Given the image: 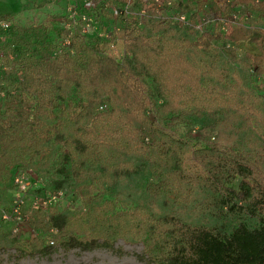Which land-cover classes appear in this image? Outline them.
<instances>
[{"label": "trees", "instance_id": "obj_1", "mask_svg": "<svg viewBox=\"0 0 264 264\" xmlns=\"http://www.w3.org/2000/svg\"><path fill=\"white\" fill-rule=\"evenodd\" d=\"M235 2L253 24L225 32L204 28L185 38L174 32V23L148 27L136 16L105 17L106 0L91 9L84 0L75 3L79 15L97 23L99 31L90 36L67 16L27 23L0 16L11 23L7 30L0 27V188L18 191L15 175L29 172L30 191L40 182L36 169L43 162L57 178L54 185L61 187L65 179L78 184L72 216L51 217L63 197L45 209L32 207L52 221L41 240L83 249L115 245L145 215L139 206L127 209L108 199L109 185L99 182L152 165L145 191L155 199L174 198L185 181L217 180L229 201L247 204L234 205L236 210L260 217L259 227L239 223L224 235L168 216L144 240L155 264H264V132L257 108L247 96L236 99L242 86L221 64L227 57L244 67L252 83L251 89L245 86L247 95L252 88L264 91V0ZM102 31L109 38L100 37ZM238 114L244 124L235 126ZM197 128L215 136L196 145L191 137L180 138ZM129 154L149 156V162L118 166L120 155ZM83 175L91 179L82 181ZM22 213L20 225L2 219L19 229L15 236L28 218L25 205ZM29 246L25 253H32Z\"/></svg>", "mask_w": 264, "mask_h": 264}, {"label": "rangeland", "instance_id": "obj_2", "mask_svg": "<svg viewBox=\"0 0 264 264\" xmlns=\"http://www.w3.org/2000/svg\"><path fill=\"white\" fill-rule=\"evenodd\" d=\"M181 1H184V5L178 4ZM75 3L76 1L72 0H58L57 2L50 0H21L20 3L14 5L12 9L13 13L9 15L14 16L22 23H27L32 19H43L49 14L67 16L72 19ZM178 3L175 5L173 13L169 11L166 13L167 16L187 11L186 6H189L193 10L195 6L190 5L188 0H179ZM123 4H127V2L123 0ZM215 11L216 9L213 14H215ZM130 12L132 13L131 18L133 15L137 16L142 12H146L149 18L144 20L143 25H148V27L164 21L167 25L171 26L172 24V21L169 19L161 20L158 18L155 15L153 5L148 6V3L144 0H136L130 8ZM76 14L78 17L79 12L76 11ZM202 14L206 15V11L202 10ZM213 16L210 15V17ZM105 17H111V9L105 11ZM199 19L201 18L194 14L190 19L189 27H180V25L176 29L171 27L178 36L188 33L190 37H195ZM251 20L249 19V21L244 22L248 23V25L253 24ZM238 28H241V26L234 29ZM183 38H185L184 35ZM119 49L122 50L121 45ZM221 64L229 71V76L239 81V84L242 86L238 89L241 91H236L237 94L234 93L236 99L247 96L249 103H252L255 109L257 108L256 112L259 114V117L256 121L260 126L259 131L263 133L264 91L259 92L258 89L254 90L252 88V90H249L250 94L247 95L248 91L246 92L245 86L251 89L252 83H248L245 77L246 73L243 71L244 67L227 57L223 58ZM240 116L238 114L232 119V123L235 126L236 124H244V120L240 119ZM212 133L209 130L197 128L194 132H190V134H186L183 131L179 136L182 139L184 136L193 138L192 142L196 145L199 141L207 144L208 140L212 136H215ZM111 137L119 139L117 134ZM146 143L151 144V139L146 140ZM119 161L120 164H117L118 166H121L122 162L128 163L129 161L135 166H141V164L149 162V156L147 157L144 154L120 155ZM151 166L147 165L146 170L140 171L137 174L122 175L118 179L111 178L115 181V185H112L114 181L109 180L108 177L104 181L99 182V184L107 183L109 185L106 186L108 199L115 201L118 206L127 209L139 206L145 217L140 219L139 224L135 223L126 227L123 236L112 247L100 244L89 249H83L76 244L65 247L56 242L54 245H51V243L48 245V238L41 240L44 236L46 238L53 229L52 221L47 218L44 212H31L33 201L36 199H46L57 192H63L64 196L57 203L56 207L53 208V211H51V217L53 214L59 216L62 214L68 218L75 212L73 201L74 192L78 184L72 179H65L61 187L54 185L53 181L57 178L52 176L53 171H49L50 169L46 163H39V167L36 170L41 179H39V184L34 186L25 196V212L28 218L25 224L22 225L19 236H15L13 233L14 225L4 222L2 215H0V264H155L154 257L147 252L144 240H146L147 233L152 226L156 228V225H160L162 219L168 216H174V218H178L181 223L186 225L208 228L224 235L231 233L233 228L239 223H244L250 229L259 227L260 217L247 213L248 210L246 208L243 212L236 210L235 208L238 207L234 208V205L240 207L244 202L239 198H233L232 201H229L231 196L228 190H224L217 180L210 181L205 179L188 183L185 181L181 185L182 191L173 192L172 196L174 198L164 197L155 199L149 196L145 191V186L151 177L149 171ZM59 179L61 180L62 177H59ZM90 179L89 175H83L81 178L82 181ZM17 195L18 191L12 185L0 188V212L4 210L9 211ZM244 205L246 206L247 204ZM231 208H234V210L232 211ZM139 228L142 229L141 233L138 232ZM27 246H29V250L32 249V253L24 252Z\"/></svg>", "mask_w": 264, "mask_h": 264}, {"label": "built area", "instance_id": "obj_3", "mask_svg": "<svg viewBox=\"0 0 264 264\" xmlns=\"http://www.w3.org/2000/svg\"><path fill=\"white\" fill-rule=\"evenodd\" d=\"M52 2H57L58 0H50ZM77 1V0H72ZM101 0H84L85 7L91 9L95 4L99 3ZM107 7L106 10L111 9V17H120L126 16L131 18L132 13L130 8L134 5L136 0H125L127 4H123V0H106ZM148 3V6L154 8L155 15L161 20H171L172 23L177 24L178 26H185L186 28L190 26V19L188 18L186 11H182L181 14H172L167 16L166 13L169 11L173 13L175 5L179 0H144ZM190 5H195L194 9L188 10L194 13L196 16H199V21L197 23L198 32H203L204 28L216 29L222 32L227 31L230 28L235 27H245L248 26V23L244 21H249L251 19L249 13L246 11V8L243 5L238 4L235 0H188ZM178 4L184 5V1L179 2ZM204 4V9L206 15L202 14L200 5ZM188 7V6H186ZM217 7V8H216ZM215 14L214 13V10ZM74 11V12H73ZM73 21L71 22L72 26H81L83 34L88 36L93 35L99 29L97 28V23L94 21L93 17L87 13H82L77 17L76 9H73ZM210 15H214L210 17ZM132 17H135L134 15ZM139 21V25H143L144 20L148 19L149 16L146 12H142L136 16ZM10 22L1 21L0 27L4 30H7L10 27ZM100 37L109 38V34L106 32H101ZM14 186L18 189V195L16 196L13 205L10 211L2 212V219L4 221L14 220L17 225H20L24 222L25 217L23 216L22 209L26 204V193L29 191L32 186V175L29 172H20L14 177ZM63 197V192H57L46 199H36L32 203L33 209L39 208H48L49 206L56 203L59 199ZM18 228L14 230V233L18 232ZM51 245H54V242H51Z\"/></svg>", "mask_w": 264, "mask_h": 264}, {"label": "crops", "instance_id": "obj_4", "mask_svg": "<svg viewBox=\"0 0 264 264\" xmlns=\"http://www.w3.org/2000/svg\"><path fill=\"white\" fill-rule=\"evenodd\" d=\"M20 2L21 0H0V16L12 14L14 5Z\"/></svg>", "mask_w": 264, "mask_h": 264}]
</instances>
